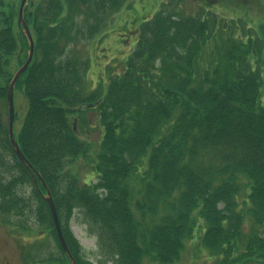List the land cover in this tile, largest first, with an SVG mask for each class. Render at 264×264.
Masks as SVG:
<instances>
[{"label": "trees", "instance_id": "obj_1", "mask_svg": "<svg viewBox=\"0 0 264 264\" xmlns=\"http://www.w3.org/2000/svg\"><path fill=\"white\" fill-rule=\"evenodd\" d=\"M129 1L37 0L25 8L35 52L16 84L28 103L16 139L37 173L16 155L0 112V221L16 232L37 225L61 253L47 262L70 264L48 189L77 264H172L198 217L218 264L264 258V22L228 16L242 14L236 0H191L194 13L188 0H166L140 18L123 71L93 89L90 58L78 45L105 35ZM19 8L0 0V101L12 62L20 67L29 50ZM92 119L103 134L93 159L81 136ZM80 157L92 161L95 183L67 169ZM75 216L97 241L93 259L72 232Z\"/></svg>", "mask_w": 264, "mask_h": 264}, {"label": "rangeland", "instance_id": "obj_2", "mask_svg": "<svg viewBox=\"0 0 264 264\" xmlns=\"http://www.w3.org/2000/svg\"><path fill=\"white\" fill-rule=\"evenodd\" d=\"M11 1L19 7L22 0ZM32 1L36 3L37 0H31L30 3ZM164 1L165 0H131L127 7L116 15L107 34L103 37L96 38L90 43L78 45L80 54L85 58L89 57L91 61L90 85L92 88L95 89L101 79L107 82L110 74L121 73L125 68V63L128 59L131 47L134 46L137 40V35H131L128 27L126 37L120 36L121 27L127 25L125 24L126 22L133 27L138 26L141 16H154L161 8ZM189 1L191 0L186 2V7L191 12H196L198 10L197 6L191 4ZM236 2L242 9L243 15L240 14L238 10L236 13L228 16L237 15L243 16L249 22H252L253 19H256L257 23L264 22V0H236ZM127 38L128 40H125ZM24 53L26 54L27 52ZM11 67H13V70H16L19 67V63L13 61ZM261 105L264 106L263 99L261 100ZM15 107L17 113L15 131L19 133L28 109L27 100L19 89L15 92ZM0 112L5 118H8L5 100L0 101ZM87 129L91 130L89 126ZM101 136L102 133L94 132V130H92L89 136H85L88 141L91 142L92 157L95 156L98 146L101 144ZM91 168V162L88 159H78L76 163L71 164L69 167L70 171L77 174L84 183H90L93 178L92 171L94 170ZM93 181H95V179H93ZM247 219L249 220L248 217ZM78 222L75 216V220L71 222L73 233L81 241L88 257L93 259L92 257H94L95 253H98L97 241L94 237H90L84 226ZM205 228L206 226L204 225L203 219L198 217L193 238L187 241L180 260L173 264H218V261L221 260L222 257H215L211 254L202 241L206 231ZM34 229L33 235H25L24 237V235H22L23 233L15 234V232H12L13 230L9 225L2 222L0 223V264H49L46 262L47 255L49 253H59L56 242L49 236L48 232H41L36 226H34ZM250 229L251 226H246L244 228V234L249 233ZM200 235H202L201 239ZM33 249L40 252L38 261L30 262L25 260L26 257L33 259L35 253ZM144 264L153 263L146 260ZM247 264H264V258L255 259Z\"/></svg>", "mask_w": 264, "mask_h": 264}, {"label": "water", "instance_id": "obj_3", "mask_svg": "<svg viewBox=\"0 0 264 264\" xmlns=\"http://www.w3.org/2000/svg\"><path fill=\"white\" fill-rule=\"evenodd\" d=\"M28 0H22L21 6H20V12H19V25L20 27L24 28L25 34L29 39V43H30V50H29V56L27 61L25 62V64L18 70V72L15 74V76L13 77V80L9 86V90H8V95H7V101H8V109H9V126H10V140L11 143L15 149L16 154L18 155V157L20 158V160L22 162H24V164H28L27 161L25 160L24 155L22 154L19 145L15 139V119H16V114H15V104H14V92H15V85L17 80L19 79V77L21 76L22 73H24L26 71V69L28 68V66L30 65L32 59H33V55H34V49H35V43H34V39L32 37V34L30 32V29L28 27V25L26 24L25 20H24V8L25 5L27 4ZM28 168L30 169V166H28ZM31 171V169H30ZM32 175L33 172L31 171ZM37 183V182H36ZM46 202L49 205V208L51 210L53 219H54V223H55V228L56 231L58 233V237L59 240L61 242V245L63 247V249L69 254L70 258L72 259V264H75V261L73 260V258L71 257L70 251L68 249V246L66 244V241L64 239V235L61 229V225H60V220L58 217V213H57V209L56 206L54 204L53 198L51 196L50 191H48V195L45 197Z\"/></svg>", "mask_w": 264, "mask_h": 264}]
</instances>
